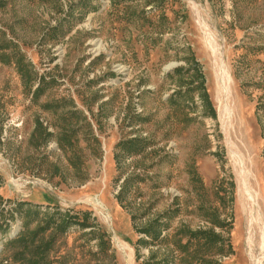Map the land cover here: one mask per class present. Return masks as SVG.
Wrapping results in <instances>:
<instances>
[{"label": "rangeland", "instance_id": "rangeland-1", "mask_svg": "<svg viewBox=\"0 0 264 264\" xmlns=\"http://www.w3.org/2000/svg\"><path fill=\"white\" fill-rule=\"evenodd\" d=\"M263 222L264 0H0V264H264Z\"/></svg>", "mask_w": 264, "mask_h": 264}, {"label": "bare ground", "instance_id": "bare-ground-1", "mask_svg": "<svg viewBox=\"0 0 264 264\" xmlns=\"http://www.w3.org/2000/svg\"><path fill=\"white\" fill-rule=\"evenodd\" d=\"M218 76H219V80L221 82L222 88L224 89V86H225V79H224L225 77L224 76H225V74H224L223 70L221 69V67L219 69ZM240 188H241V190H243L246 193L247 199L250 200L249 203L251 205L249 207V211L251 212L252 210H256L257 215L259 217V220L262 221V213H261L259 204L257 202V198H256L255 194L251 191V189L248 187V184L245 180V177H243V176L240 179ZM262 233H263L262 235L264 238V222L262 223Z\"/></svg>", "mask_w": 264, "mask_h": 264}, {"label": "trees", "instance_id": "trees-1", "mask_svg": "<svg viewBox=\"0 0 264 264\" xmlns=\"http://www.w3.org/2000/svg\"><path fill=\"white\" fill-rule=\"evenodd\" d=\"M26 242L27 239L24 237V235L20 236L19 238H17V240L14 243H20V245L25 248L26 247ZM39 245L36 246V249H39ZM30 264H36L35 260H31Z\"/></svg>", "mask_w": 264, "mask_h": 264}]
</instances>
